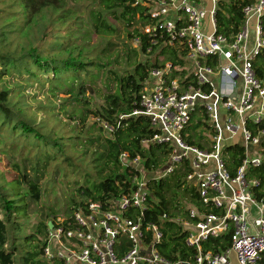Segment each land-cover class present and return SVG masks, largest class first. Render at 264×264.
Segmentation results:
<instances>
[{"label":"trees","instance_id":"16d2710c","mask_svg":"<svg viewBox=\"0 0 264 264\" xmlns=\"http://www.w3.org/2000/svg\"><path fill=\"white\" fill-rule=\"evenodd\" d=\"M253 3L254 0H221L216 12L217 33L228 38L235 35L243 25V9ZM4 12L11 17L5 24H0V82L4 84L0 88V139L20 140L23 151L25 145L31 150L19 161L11 154L13 144L7 149L0 146V154L10 156V166L15 174L9 178L4 172L0 173V264H63L60 259L47 261L43 257L48 223H54L56 216L49 222L40 220L31 228L28 225L26 208L29 203L37 204L41 199L40 178L48 176L47 185L50 184V164L58 155L63 157L69 152L65 161L80 156L90 158L96 178L91 181L79 179L75 185H68L72 190L75 188L72 192L76 193V196L69 197V211L64 217L69 219L75 210L88 202H100L107 207L109 202L113 203L128 192L130 172L121 164L122 153H128L129 160L138 158L146 177L163 171L170 147L154 143L143 145L142 141L151 139L156 130L145 116L131 114L141 110L142 83L152 68L162 64L159 57L164 56L166 61L174 62L177 54L174 48L160 43L147 53L149 39L142 29L153 25V21L146 14L147 8L134 5V0H0V15ZM42 17L47 18L44 20L47 24L37 35L34 47L21 54H10L4 50L11 35L23 25L30 27L36 24ZM119 23L124 25L129 39L137 41V48L131 49L133 59H136L129 61L127 53L123 69L118 73L107 68L108 58L90 55L94 45L89 46L87 39L79 44L73 43L79 35L86 38L91 32L99 38L116 34ZM132 26L136 28L129 31ZM261 27L264 35V16ZM54 50L63 58L51 57L49 54ZM137 56L145 58L137 60ZM182 63L179 60V65ZM253 65L257 77L264 78V50ZM99 74L105 76L103 84L107 92L102 95V105L92 110L88 108L89 101L79 97L85 96L87 83H93ZM34 87L33 109L28 104L25 90ZM59 95L67 97L61 99ZM53 100H58V104ZM69 103L75 104L77 109L69 108ZM40 112L45 118L36 121V114ZM59 114L65 117L64 122ZM90 115L92 122L87 121ZM205 120L201 109L193 114L185 129L188 144L206 148L203 144L206 138L202 133H210L211 130ZM103 124L111 130L104 128ZM248 127L256 132L255 125L249 124ZM258 127L264 129V125ZM96 129L97 136L88 135ZM93 145H96L95 150H90ZM88 151L92 152L86 154ZM259 154L261 164L246 170L247 179L257 181V185L251 187L257 201L264 200V139L260 143ZM223 156L229 175L234 177L244 158L243 148L239 144L226 145ZM23 161H28V169ZM97 163H101L102 169ZM188 172V164L183 163L168 176L149 184L151 206L144 219L145 222L162 224L164 237L158 247L162 256L171 261L191 263L196 249L186 245L188 231L177 219L191 222L196 219H189L188 209L177 200L186 199L197 210L203 208L196 189L185 181ZM181 187L183 193L179 194ZM131 213L129 215H133ZM162 215L165 217L161 221ZM230 234L231 229L218 238L208 239L201 243L202 250L213 253L227 250L230 248ZM128 247L126 238H121L117 254L122 256ZM258 264H264V254Z\"/></svg>","mask_w":264,"mask_h":264},{"label":"built area","instance_id":"2783aa9c","mask_svg":"<svg viewBox=\"0 0 264 264\" xmlns=\"http://www.w3.org/2000/svg\"><path fill=\"white\" fill-rule=\"evenodd\" d=\"M220 2L134 0V5L147 8L153 21L142 29L149 39L147 53L160 43L177 54L176 64L162 59L159 67L150 70L140 90L141 110L131 114L145 116L156 130L143 145L170 147L165 169L146 177L139 159L129 160L128 153H122L121 164L130 172L128 192L107 207L91 201L71 218H57L47 232L44 259L57 258L63 264H231L230 255L235 253L238 264L259 263L264 254V200L254 198L251 187L257 181L248 180L246 170L262 161L259 146L264 129L258 126L264 125V78L257 77L253 63L264 50V0H254L243 9V25L229 38L217 33ZM198 109L211 130L204 134L208 140L205 149L185 141V129ZM249 124L256 126L255 133ZM237 144L243 148L244 158L231 177L223 149ZM250 146L256 147V155H250ZM183 163L189 167L185 181L196 189L203 208L188 209L189 219L195 222L177 219L188 231L186 245L196 249L191 263L162 256L158 250L164 237L162 224L144 219L151 206L149 184ZM131 211L133 215H129ZM230 229V248L218 253L202 250L201 243ZM121 238H126L129 247L119 256L116 248Z\"/></svg>","mask_w":264,"mask_h":264},{"label":"rangeland","instance_id":"374dc122","mask_svg":"<svg viewBox=\"0 0 264 264\" xmlns=\"http://www.w3.org/2000/svg\"><path fill=\"white\" fill-rule=\"evenodd\" d=\"M225 1V0H224ZM11 16L7 15V13H3L0 15V24H5ZM47 18L42 17L39 18L38 22L36 24L27 26L23 25L19 31L11 35L7 41V46H5L4 50H6L10 54H14L15 52L18 54H21L23 51L30 50L33 46V44L36 42V39L38 38V34L44 29L47 22ZM206 22H208V18L206 19ZM137 25L136 27H138ZM117 27L119 28V32L113 35H105L102 36V38H99L94 33H89L86 35L87 37L84 38L79 35L76 40L73 41L74 44H79L83 42V39H87V44L89 46L94 45V51L91 50L90 55H94V58L99 57H106L108 58L109 65L107 68L113 72L118 73L123 69V61L125 60V56L128 53L129 61L135 60L133 59V52L131 49L137 48V43L134 40H130L127 36V31L124 28V25L119 23L117 24ZM134 26L130 27L128 30L132 31ZM209 30H210V26ZM127 45V47H125ZM129 46V47H128ZM52 52V51H49ZM51 57L56 58H63V55L60 54L58 51L54 50L52 53H50ZM98 55V56H97ZM140 56H137V60ZM116 58V60H115ZM141 59H144L145 57H140ZM164 59V56H160L159 60L161 61ZM185 65L190 68V63L186 62ZM107 69V70H108ZM112 78L113 76L110 75ZM105 80V76L103 74H99V77L97 79H93L91 84L87 83V88L90 87V90L85 93L84 97H79L81 100H85L86 98L89 101L88 108L89 109H97L102 105V95L107 92V89L105 85L103 84V81ZM3 82V81H2ZM0 82V88L4 86V84ZM111 88L113 86V83L110 84ZM10 87V85L8 86ZM35 87L34 88H28L25 90V96L28 101L29 106L34 109L35 102L33 100V94L35 93ZM42 96H40L41 98ZM59 97L66 98L65 95H59ZM76 97V91L73 92V98ZM39 98V97H37ZM26 101V100H25ZM56 104H58V100H53ZM69 108H74L75 110L77 107L73 103H69ZM31 109V110H33ZM59 118H61L62 122H64V116L62 114H59ZM45 118V115L40 112L36 114V121L43 120ZM222 120V119H221ZM87 121L92 122V115H90L87 118ZM82 126L79 125V128ZM207 134V132H203L202 135ZM89 136H97L98 131L97 129L94 132H91L88 134ZM209 135V134H207ZM205 141H203V144L207 147V137H205ZM12 139L5 137L0 139V146L3 148H9L11 147L13 149V152L11 151V154L15 156L17 160H22L26 156V152L31 150V147H26L25 145V151H23V147L20 145V140H17L13 143ZM96 145H93L90 147V150H95ZM70 148V147H66ZM33 150V149H32ZM92 151H88L86 154H90ZM250 155H256L258 151H256V147L250 146L249 149ZM70 153L66 152L63 157L62 155H58L55 162H52L50 164V171L49 175L52 179L50 181V184L47 185L49 182H47L46 175L42 176L39 180L40 187H41V199L37 204L29 203V205L26 208V214L28 217V225L34 226L37 224V222L44 221L49 222L52 220L54 216L57 218H64L65 214L69 211V197L71 195L76 196L75 188L73 190L68 187L75 185L76 180H81L84 178H88L90 181L96 178L95 172L90 164V158H87L85 156H80L77 159L74 157L72 159H69L65 161V157L69 156ZM94 157H97V154L94 155ZM24 165L26 166V169H28V161H23ZM11 159L10 156L6 153L0 154V173H3L9 177L13 178L14 171L12 170V167L10 166ZM98 168L102 169L101 163H97ZM6 172V173H5ZM54 172V174H53ZM29 173V171H28ZM30 174V173H29ZM53 175H55L53 177ZM88 176V177H86ZM53 177V178H52ZM53 186V187H52ZM183 193V188L181 187L179 189V194ZM179 197V196H178ZM177 203L183 205L185 209L192 208V204L189 201H186V199H178ZM23 221V220H21ZM27 232L30 233V230L27 229ZM230 263L231 264H238L235 253H232L230 255Z\"/></svg>","mask_w":264,"mask_h":264},{"label":"water","instance_id":"95a60500","mask_svg":"<svg viewBox=\"0 0 264 264\" xmlns=\"http://www.w3.org/2000/svg\"><path fill=\"white\" fill-rule=\"evenodd\" d=\"M88 89L90 90V87H88ZM48 227H49V229L52 228V222L48 223Z\"/></svg>","mask_w":264,"mask_h":264},{"label":"crops","instance_id":"0c3cea01","mask_svg":"<svg viewBox=\"0 0 264 264\" xmlns=\"http://www.w3.org/2000/svg\"><path fill=\"white\" fill-rule=\"evenodd\" d=\"M252 44H253V42L250 41L249 44H248V48H249V49L252 47ZM206 123H207V122H206Z\"/></svg>","mask_w":264,"mask_h":264}]
</instances>
